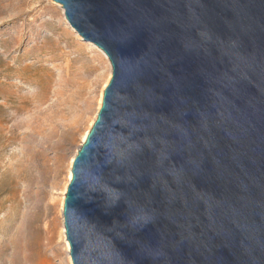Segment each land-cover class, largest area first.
Segmentation results:
<instances>
[{
    "label": "water",
    "instance_id": "water-1",
    "mask_svg": "<svg viewBox=\"0 0 264 264\" xmlns=\"http://www.w3.org/2000/svg\"><path fill=\"white\" fill-rule=\"evenodd\" d=\"M110 75L69 168L71 264H264V0H51Z\"/></svg>",
    "mask_w": 264,
    "mask_h": 264
},
{
    "label": "rangeland",
    "instance_id": "rangeland-1",
    "mask_svg": "<svg viewBox=\"0 0 264 264\" xmlns=\"http://www.w3.org/2000/svg\"><path fill=\"white\" fill-rule=\"evenodd\" d=\"M52 3L0 0V264H71L63 193L110 75Z\"/></svg>",
    "mask_w": 264,
    "mask_h": 264
},
{
    "label": "bare ground",
    "instance_id": "bare-ground-1",
    "mask_svg": "<svg viewBox=\"0 0 264 264\" xmlns=\"http://www.w3.org/2000/svg\"><path fill=\"white\" fill-rule=\"evenodd\" d=\"M54 6H55V8H57V9H59L60 11L62 10L61 9V7L56 3L55 4V2L54 3H52ZM62 12V11H61ZM88 44H90V43H88ZM91 46H93L94 48H96L94 45H92V44H90ZM97 49V48H96ZM99 52H101L99 49H97ZM102 53V52H101ZM104 56V55H103ZM84 137V136H83ZM83 137H82V139H83ZM68 178H69V176H68ZM64 233V232H63ZM65 247H66V251H67V254H68V245H67V242H66V240H65ZM68 257H69V255H68Z\"/></svg>",
    "mask_w": 264,
    "mask_h": 264
}]
</instances>
